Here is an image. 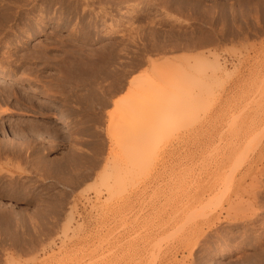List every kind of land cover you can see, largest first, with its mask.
Masks as SVG:
<instances>
[{"label": "rangeland", "instance_id": "374dc122", "mask_svg": "<svg viewBox=\"0 0 264 264\" xmlns=\"http://www.w3.org/2000/svg\"><path fill=\"white\" fill-rule=\"evenodd\" d=\"M43 1L34 10L0 0V34H8L0 53L9 46L18 59L9 80L0 79V264H237L228 219L249 196L214 205L206 234L198 192L202 155L236 143L264 112V0ZM121 25L125 34L134 29V41L114 32ZM72 57L81 77L99 59L98 72L122 73L120 84L93 80L98 92L110 89L104 104L87 92L89 79L59 88ZM130 79L144 109L171 111L176 96L189 100L179 121L160 125L144 110L135 124L149 126L147 136L122 127Z\"/></svg>", "mask_w": 264, "mask_h": 264}, {"label": "bare ground", "instance_id": "6f19581e", "mask_svg": "<svg viewBox=\"0 0 264 264\" xmlns=\"http://www.w3.org/2000/svg\"><path fill=\"white\" fill-rule=\"evenodd\" d=\"M43 1V0H42ZM50 0H44L43 3H48ZM84 1L85 3H87V7H88V2L90 3L91 1L89 0H82ZM15 2L17 3V5H21L22 3L23 4H26V3H32L33 7L32 9H34L36 7V0H15ZM53 2V1H51ZM50 2V3H51ZM64 2V1H62ZM80 2V0H79ZM49 3V4H50ZM92 3V2H91ZM90 3V4H91ZM42 4V2H41ZM82 4V3H81ZM15 5V4H14ZM16 5V7H17ZM50 5H53L50 4ZM40 6V5H39ZM44 6V5H43ZM41 5V7H43ZM45 6H47L45 4ZM70 6V5H69ZM15 7V6H14ZM15 7V8H16ZM18 8V7H17ZM21 8V7H20ZM44 8V7H43ZM51 8V7H50ZM53 8V7H52ZM85 8V7H84ZM74 9V8H73ZM24 10V9H23ZM31 10V8H30ZM29 10V11H30ZM35 10V9H34ZM77 10V9H76ZM86 10V9H84ZM83 10V11H84ZM18 11V10H17ZM16 11V12H17ZM22 11V10H21ZM27 11V10H26ZM87 11V10H86ZM85 12V11H84ZM22 13V12H20ZM43 13V12H42ZM17 14V13H16ZM23 14V13H22ZM25 14V12H24ZM23 14V15H24ZM27 14V13H26ZM45 14V13H44ZM18 15V14H17ZM42 15V14H41ZM40 15V16H41ZM85 15V14H84ZM12 16V15H11ZM15 16V12H14V15ZM21 16V14H20ZM25 16V15H24ZM57 16V15H56ZM19 17V16H17ZM15 16V20L17 18ZM43 17V16H42ZM13 18V17H12ZM40 18V17H39ZM22 16H21V20H22ZM25 19V18H24ZM38 19V18H37ZM59 19V18H58ZM39 20V19H38ZM42 21L41 20V24H42ZM62 21V20H61ZM36 25V24H35ZM43 25V24H42ZM59 25V24H58ZM93 25H95L93 23ZM26 26V25H25ZM37 26V25H36ZM105 28H109L108 25H104ZM5 27L2 25H0V30L3 31ZM127 27L126 26H120L118 29L114 28V32L115 33H119L121 35L122 38H127L128 40H130L131 42L134 41V37L132 35V30L134 31L133 28H131V30L129 31V33L127 32L126 34L123 32L124 29H126ZM11 28H9L10 30ZM25 29V27H24ZM21 30V29H20ZM28 30V29H27ZM112 30V29H111ZM8 31V30H6ZM31 31V30H30ZM34 31V30H33ZM40 31V30H38ZM14 32V31H13ZM28 32V31H26ZM35 33V32H34ZM40 33V32H39ZM73 33V32H72ZM7 34V33H6ZM5 33H1L0 34V46L3 45L4 41L6 39H8L7 35ZM17 34V33H15ZM27 35V33H26ZM23 36V35H22ZM20 37H21V34H20ZM24 39V38H23ZM28 39V38H27ZM25 40V39H24ZM19 41V40H18ZM21 42V40H20ZM19 42V43H20ZM16 43V42H15ZM24 43V42H23ZM8 44V43H7ZM21 44V43H20ZM10 45V44H9ZM12 45H13V42H12ZM16 45V44H15ZM125 47V46H124ZM7 49H5L4 51H2V54L0 55V67H1V70L2 73H0V79H8L10 78V75H8V72H12V70L15 68L14 64H15V60L17 59L16 57L14 58L15 55H13L10 47H6ZM23 48L22 45H18V49H17V52L19 51V49ZM46 48V47H45ZM45 48H40L37 50V52H35L36 54H34V56L36 55L35 58H37V56L40 57L41 54H43V50ZM47 49V48H46ZM47 51V50H46ZM106 52V50H105ZM16 53V52H15ZM19 53V52H18ZM111 53V52H110ZM46 54V53H45ZM70 54H74V53H70ZM105 54V53H104ZM32 57H33V54H31ZM108 55V54H107ZM106 55V57H107ZM111 54H109L110 56ZM26 56V55H24ZM29 56V55H28ZM27 56V57H28ZM102 56H103V53H102ZM30 57V56H29ZM69 57V56H68ZM104 58V56L102 58L104 59H107V58ZM26 58V57H24ZM73 59H69V61H67L63 68H62V73H60L59 75V79H58V83H59V88L61 87H69V86H72L74 82H76V80H78L77 82H79L80 80V83L82 81H84V79L86 78L87 80L89 79V81L91 83L90 85V88L87 92H89V95H91L92 97H95L97 101L99 102H103L104 97L106 94H104L105 92H108L110 89L104 87L102 88V91L101 92H98V88L95 84V81L93 80H96L95 78H98L100 77V74L102 75V79L103 80H113L112 82L115 83L116 81H120V76L118 74V72H110L109 70H104V71H101V72H98L97 69L95 68V63L96 61H99V60H94V64L92 62L91 64V68H92V65L94 66L91 70H93L95 68V70L93 72H90L88 71L89 69H87L89 66L86 65V69L83 70V67L81 68L82 72H86L85 74L82 73V78L80 75H79V63H77V59L75 57H72ZM74 58L76 59L74 61ZM87 58V57H86ZM90 57H88V61L91 60L89 59ZM101 58V57H100ZM38 59V58H37ZM50 59V58H49ZM80 59V58H79ZM82 59V58H81ZM85 59V58H84ZM96 59V58H95ZM98 59V58H97ZM18 60V59H17ZM26 60V59H24ZM40 60V59H39ZM41 60H43L41 58ZM51 60V59H50ZM110 60V59H109ZM27 61V60H26ZM52 61V60H51ZM55 61V60H54ZM82 63H87L89 64V62L87 60H81ZM102 62H105L103 59L101 60ZM102 62H97L96 64H98L100 66V63ZM217 62V61H216ZM46 64L49 63L48 60L45 61ZM81 63V64H82ZM218 63V62H217ZM215 63V64H217ZM213 64V63H212ZM211 64V66H213ZM196 65V64H195ZM8 66V68L6 67ZM84 66V65H82ZM104 67V65H101ZM198 66V65H197ZM200 66V65H199ZM85 67V66H84ZM90 68V67H89ZM101 68V67H100ZM201 68V67H200ZM215 68V67H214ZM217 68H219L218 70H220V67L219 65L216 66V70ZM19 69V68H18ZM64 69V70H63ZM154 69V68H153ZM15 70V69H14ZM99 70V69H98ZM100 71V70H99ZM114 71H117V70H114ZM167 71V70H166ZM178 71V69H177ZM184 71V70H183ZM61 72V70H60ZM179 72V71H178ZM181 72V71H180ZM90 73V74H89ZM182 73V72H181ZM122 75V73L120 74ZM225 75V74H224ZM227 75V74H226ZM122 77V76H121ZM125 77V76H124ZM258 77V76H257ZM264 77V76H263ZM85 79V80H86ZM123 79V82L124 84H126V82L124 81V78ZM126 80V79H125ZM2 81V80H1ZM88 81V82H89ZM259 81H262V80H259ZM264 81V79H263ZM94 82V83H93ZM122 81L120 82H117V83H121ZM136 81L135 80H129L128 81V86L131 88V91H130V95H128V98L126 99V101H121L124 105L126 103L125 106L127 107H124L126 108L125 111H128L129 113V116L128 118L126 116H124V113H123V116L126 117L127 119H123V123H119L120 125H122V127H126L125 125L127 124L128 127H126L125 129L127 131H129L130 133H136L137 132V135L141 134V135H146L145 134V130L146 128H148L149 126H144V127H140L137 126L135 123H136V120L138 121L137 118H141L144 110L147 111V112H144V115H149L150 116L152 115L153 117H151L157 124H163V125H166V124H169L171 125L172 123H176L178 122L179 120L178 119H174L178 116H181L182 113H181V109L185 108L186 106L189 105V100L187 99H183V96L181 95L180 97L176 96L173 100H172V103L171 105L168 107H170L171 111L165 109L164 111H161L160 109V106H155L152 107V109H147L148 107L150 108L149 105H146L145 106H148L146 109L142 108V104L140 105L141 107H139L138 104L139 101L141 100V96H143L141 93H140V90L138 89V87L136 86L137 83H135ZM240 82V81H239ZM79 83V84H80ZM83 83V82H82ZM259 83V82H258ZM75 84V83H74ZM123 84V83H122ZM241 84V83H240ZM76 85V84H75ZM81 85H86L85 84H81ZM110 87L112 85V83L109 84ZM254 85V84H253ZM262 85V83H261ZM57 86V85H56ZM61 86V87H60ZM123 86V85H122ZM76 87H78L76 85ZM140 87V86H139ZM152 87V86H151ZM252 87V86H251ZM262 87V86H261ZM260 87V90H263V88ZM57 87V89H59ZM70 88V87H69ZM67 88V89H69ZM129 88V89H130ZM239 88V87H238ZM62 89V88H61ZM144 89V87H143ZM100 90V89H99ZM121 90V88L119 89ZM252 90V89H251ZM8 91V90H7ZM11 91V90H10ZM146 91V89H145ZM3 92V91H2ZM4 92H6V88L4 90ZM3 92V93H4ZM181 92V91H180ZM179 92V93H180ZM6 93H9V92H6ZM141 96H139L140 94ZM259 93V86H258V89H255V91H253V93L251 95H253V97L256 98V95ZM5 94V93H4ZM209 94V93H207ZM206 94V95H207ZM264 94V93H263ZM146 95V94H145ZM88 96V95H87ZM208 96V95H207ZM210 96V95H209ZM258 96V95H257ZM262 96V95H261ZM7 97H8V94H7ZM10 97V96H9ZM82 98L84 96H81ZM80 97V98H81ZM104 97V98H103ZM147 97V96H146ZM145 97V98H146ZM43 98L45 99H52V97L50 95H43ZM81 98V99H82ZM207 98V97H206ZM137 99L139 101H137ZM144 99V98H143ZM147 99V98H146ZM55 100V99H54ZM129 100L131 101L129 103V105H127V103L129 102ZM145 100V99H144ZM169 101L170 98H168ZM167 100V102H168ZM256 100V99H255ZM82 101V100H81ZM143 101V100H141ZM140 101V102H141ZM125 102V103H124ZM138 102V103H137ZM105 102H103L104 104ZM121 103V104H122ZM208 103V102H207ZM108 104V103H107ZM122 104V105H123ZM188 104V105H187ZM255 106V103L253 104ZM252 105V106H253ZM144 106V107H145ZM47 108V107H46ZM251 108V107H250ZM161 113H165V115H163L162 117H160V111ZM252 109V108H251ZM259 109V108H258ZM167 110V111H166ZM254 110V109H253ZM257 110V109H256ZM255 110V111H256ZM3 112H1L0 110V113H5L6 111L2 110ZM180 111V112H179ZM244 111V110H243ZM258 111V110H257ZM264 111V110H263ZM250 112V111H249ZM149 113V114H147ZM259 113V112H258ZM262 113V112H261ZM159 114V115H158ZM1 115V114H0ZM8 115V114H7ZM127 115V114H126ZM262 116V119L259 120V117ZM60 118V117H59ZM62 118V117H61ZM261 118V117H260ZM125 120L127 122H125ZM250 122V121H249ZM171 123V124H170ZM251 125L249 126V132L245 133L243 136L240 137V139L232 144L231 146L229 147H226L224 149H221L219 147V144L218 146L215 147V152L218 151V154H216V156H214L215 154L212 155V153L210 151H206L204 153L203 156V163H204V167H205V173L203 175V185L201 186L200 188V191L198 192V195H200V198L202 200V202H204V221H203V226H204V233H209L212 228L215 226L216 224V218H215V213H212L216 210H212L213 206L214 205H217L220 203V201H222V199L226 200V201H229L230 202V199L233 198V197H241V196H244L245 194L247 196H249V199H250V203L246 206L247 208L246 209H243L241 210L240 214H237V215H232V217H229L231 215H229L228 213V224H230L231 226H233V240L235 238V243L233 245H235L234 247L236 248V250H238V253H237V259H236V263L237 264H264V131H262L261 128L262 126H264V112L262 113V115H255L254 118L252 119V122L250 123ZM33 127V126H32ZM39 127V126H38ZM138 127V129H137ZM248 127V126H247ZM28 129L30 128L31 130V125H29L27 127ZM34 130H35V126L33 127ZM40 128V127H39ZM248 129V128H247ZM29 130V131H30ZM33 130V129H32ZM37 130V129H36ZM45 131V128L42 129ZM242 130V129H241ZM240 130V131H241ZM261 130V131H260ZM244 131V130H243ZM43 132V131H42ZM46 132H47V129H46ZM49 132H50V129H49ZM53 132V131H52ZM51 132V133H52ZM139 132V134H138ZM35 133V132H33ZM45 133V132H44ZM50 133V134H51ZM56 133V132H55ZM223 134V133H222ZM47 135V134H46ZM54 135V134H52ZM242 135V134H241ZM142 136V137H143ZM147 136V135H146ZM55 137V135H54ZM136 137H139V136H136ZM139 139V138H138ZM145 139V137L143 138ZM142 139V140H143ZM137 140V139H136ZM220 140V139H219ZM236 141V140H235ZM234 141V142H235ZM141 145L142 146H146L144 145L143 141L141 142ZM4 146V145H3ZM7 146V145H6ZM140 146V144H139ZM20 148V147H19ZM23 149V147H21ZM2 149V148H1ZM0 149V156H4L3 154L4 153H7L6 152V149L5 150H1ZM20 152V153H23L24 149ZM7 150H9V147H7ZM19 150V149H18ZM16 150V151H18ZM12 152L14 150H11ZM10 153V151H9ZM17 153V152H16ZM8 155V154H7ZM10 155V154H9ZM14 155V154H13ZM16 155V154H15ZM18 155H20L18 153ZM6 156V155H5ZM11 156V155H10ZM23 155H20V157L22 158ZM12 158V157H11ZM16 158H17V155H16ZM6 159V158H5ZM10 159V158H9ZM20 159V158H19ZM10 161V160H9ZM20 162H24L23 160L21 161V159L19 160ZM26 161V160H25ZM28 161V160H27ZM244 162H247V163H255L256 164V167L252 168V167H248V168H243L244 166L242 165ZM9 164V163H8ZM5 165H7L5 163ZM118 168V167H117ZM1 178V177H0ZM250 179L251 180V185H249V188H243V184L248 180ZM248 186V185H247ZM223 193V194H222ZM225 198H223V197ZM194 200V199H193ZM192 200V201H193ZM201 202V201H200ZM7 207V204H3V201H0V212L1 210L5 209ZM243 207V205H242ZM231 208V207H230ZM214 209V208H213ZM223 210V209H222ZM220 211V210H219ZM222 213V212H220ZM218 215V214H217ZM221 216V214H220ZM227 220V219H226ZM217 221L220 222L221 219L220 217H217ZM232 232V231H231ZM208 237V236H207ZM206 237V238H207ZM228 243L231 244V242L229 241ZM224 245V244H223ZM227 245V244H226ZM232 245V246H233ZM228 246V245H227ZM246 250H252L253 253H247Z\"/></svg>", "mask_w": 264, "mask_h": 264}]
</instances>
